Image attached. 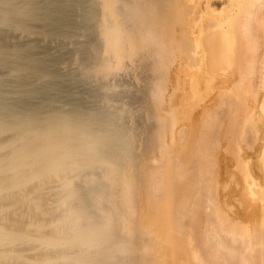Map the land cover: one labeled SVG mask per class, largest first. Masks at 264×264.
Masks as SVG:
<instances>
[{
	"label": "bare ground",
	"instance_id": "1",
	"mask_svg": "<svg viewBox=\"0 0 264 264\" xmlns=\"http://www.w3.org/2000/svg\"><path fill=\"white\" fill-rule=\"evenodd\" d=\"M200 1L0 0V264H264V0Z\"/></svg>",
	"mask_w": 264,
	"mask_h": 264
},
{
	"label": "rangeland",
	"instance_id": "2",
	"mask_svg": "<svg viewBox=\"0 0 264 264\" xmlns=\"http://www.w3.org/2000/svg\"><path fill=\"white\" fill-rule=\"evenodd\" d=\"M203 1H204V2H203ZM203 1H200V4H201L202 7H204V5H205V3H206L205 0H203ZM202 7H201V8H202ZM188 9H189V8H188ZM179 10H182L183 12L186 11L185 8H184V10H183L182 7H181ZM179 10H178L177 13H178V14H183L182 11H181V13H179V12H180ZM189 10H190V9H189ZM192 11H193V13H192ZM194 11H196V12H194ZM186 12H187V11H186ZM190 12H191V13H188L189 16L186 15L185 13H184V15H181V17L183 16V17H182V20H184V22H185L186 24L189 22V26H192V27H193V31H195V30L197 31V28H195V27H197L198 24H193V23L191 24V23H190L191 20L189 19V17H190V16H191V17L193 16L192 18L190 17V18L193 20V18L196 17V15H197V13H198V10L191 9ZM177 13H176V15H178ZM194 15H195V16H194ZM177 17H179V16H177ZM181 17H180V18H181ZM185 19H186V21H185ZM189 20H190V21H189ZM182 22H183V21H182ZM182 22H181V23H182ZM186 24H185V25H186ZM190 24H191V25H190ZM187 25H188V24H187ZM193 25H194V26H193ZM181 26H183V24H182ZM196 31H195V32H196ZM78 36H80V35H78ZM81 37H82V38H81ZM81 37H77V36H76V39L74 40L73 43H77V41L80 40V39H81V40H80L79 42L84 41V40H85V37H84V36H81ZM10 40L13 41L11 38H10ZM34 42H35V41H34ZM41 42H42L41 39H39V40H37L35 43H37L38 45H41V44H42ZM63 42H64V41H63ZM63 42H59V41H57L56 43H51V45L53 44V46H54V48H55L54 56L57 55V53H59L58 50H60L59 48L62 47ZM35 43H33V44L35 45ZM54 44H55V45H54ZM77 47H78V44H75V45L72 46V48H77ZM50 55L52 56L51 53H50ZM65 55H66L65 51H63V57H62L63 59L61 58L62 60H60V62H64V61H65V62L63 63L64 65H65L66 62H68V61H67V60H68V59H67V56H65ZM51 56H50V57H51ZM60 66H61V65H60ZM52 68H53V67H52ZM52 68H51L50 70H52ZM55 68H56V67L54 66V69H55ZM69 70H72L71 73H73V71H74L72 68H69V69H66L65 72H64V71H63V72L61 71V73H64L65 75H67V74L70 73ZM134 74H135V73H134ZM128 75H129V74H128ZM132 75H133V73H132V74L130 73V75H129L128 77H126V76H127V74H126V75H124L125 78H121L122 80H121V82H120V84H121V85H120V89L126 91L127 95H128V94L130 95V98L128 97L129 95L125 98L126 101H125V105H124V107H125L126 110H128L129 113L132 112V113H130V114L133 116V118L135 117V115L139 117V116H141V115L143 116V114H144V116L146 117V116L150 115L152 111L149 113L148 111H150L151 109L149 110V108H146V107L143 108V107H141V106H138V104L141 105V103H138V101H139L140 97L143 96V92H142V85H143V84L141 85V82L139 81V80L141 79V77H140V76H139V77L136 76V74H135L134 76H132ZM124 76H123V77H124ZM130 76H131V77H130ZM134 77H135V78H134ZM137 78H139V79H137ZM131 81H132V82H131ZM180 83H181V82H180ZM183 83H184V81H183ZM183 85H186V84L184 83ZM124 86H125V87H124ZM181 86H182V84H181ZM185 87H186V86H184V88H183V86H182V88H183L182 90H183V91H184L185 89H186V91L189 90V91H187V93H185L186 91H184V92H183V91H180L181 94H182V92H183V94H182V113H184V114H185V112L188 113V115H189V117H190V123L188 122L189 124H187V125H188V126H191V129H193L192 125L195 126V123H196V122H194V121H198V119H199V117H200V116L196 115V116L198 117V119H196L197 117H196L194 114H195L196 112H198V109H199V111H201V110H202V107H201V106H200V107L197 106V104H196V103H197V100L195 101V98H194V97H193L194 99L191 100L192 102L189 103L190 99H192V97H191V96H192V95H191V94H192V90H191L190 87H189V89H188V86H187L186 88H185ZM180 92H179V93H180ZM190 92H191V94L189 95ZM141 93H142V94H141ZM184 93H185V94H184ZM58 94H59V95H58ZM58 94L55 95L54 97H55L56 100L59 101L61 95H60V93H58ZM186 94H187V95H186ZM131 95H132V96H131ZM136 95H137V96H136ZM138 95H139V96H138ZM183 95H184V96H183ZM56 96H57V97H56ZM187 96H188V97L190 96V97L187 98ZM133 97H134V98H133ZM135 97H137L138 100H137V98H136V100H135ZM128 98H129V99H128ZM132 98H133V100H132L133 102H131V100H130V99H132ZM183 98H184V99H183ZM185 99H186V100H185ZM188 99H189V100H188ZM187 100H188V101H187ZM129 102H130V103H129ZM139 102H140V101H139ZM186 102H188V104H187ZM193 102H194V103H193ZM128 103H129V104H128ZM133 103H134L135 105H134ZM136 103H138V104H136ZM131 104H132V106H131ZM183 104H184V105H183ZM195 104H196V105H195ZM133 105H134V106H133ZM126 106H127V107H126ZM137 106H138V108H136ZM131 108H132V109H131ZM142 108H143V109H142ZM189 109H190V110H189ZM133 110H135V111H137V112L134 111V113H133ZM138 110H139V111H138ZM142 110H144V111H142ZM145 110H146L147 112H145ZM141 111H142V113H141ZM194 111H196V112H194ZM139 112H140V113H139ZM193 112H194V114H193ZM129 113H128V114H129ZM137 113H139V114L137 115ZM148 113H149V114H148ZM198 113H199V112H198ZM146 114H147V115H146ZM192 114H193V116H192ZM196 114H197V113H196ZM200 115H201V114H200ZM132 116H131V117H132ZM142 116H141V117H142ZM144 116H143V117H144ZM143 117H142V118H143ZM191 117H192V118H191ZM193 117H195V118H193ZM139 118H140V117H139ZM193 119H194V120H193ZM195 119H196V120H195ZM138 120H139V122H142V121H141L142 119H141V120H140V119H137V123L135 122V121H136V120H135V121H134V124H133V121H132L133 126H134V125H137V124H138V125L141 124V123L138 122ZM192 122H194V124H192ZM197 123H198V122H197ZM130 124H131V122H130ZM190 124H191V125H190ZM238 130L240 131V129H238ZM185 132H186V131H185ZM236 132L238 133L237 130H236ZM140 133H142V132H140ZM187 133H188V131H187L186 133H183V134H184L183 137H184L185 134H187ZM140 135L143 136V134H140ZM227 144H228V142H227ZM223 145H224V143L222 142V143H221V146H222L221 149H223ZM240 145L243 146L242 143H241ZM240 148H242V147H240ZM227 156H228V155H227ZM227 156L225 155V158H226ZM223 157H224V156H223ZM230 157H231V156H230ZM221 158H222V157H221ZM221 158L219 159V162H222V163L219 164V163L217 162V164H219V168H220V169H219V168H216V169L214 168L215 170L213 169V170H214L213 173L216 175V173L218 172L220 178H221L223 181H225V178H226V177H225V173H224V171H225V172H228V171H227L228 169L231 170V164L228 165V167L226 168L227 170H222L221 168L224 169V167H223V165H222V164H223V161L226 160V162H228V160H230V159H228V157H227V159H225V158H222V159H221ZM231 159H232V158H231ZM221 160H223V161H221ZM217 164H216V167H217ZM220 165H221L222 167H221ZM216 170H217V172L215 173ZM219 170H220V172H219ZM221 170H222V171H221ZM230 170H229V171H230ZM221 172H222V174H221ZM215 175H212V176H215ZM221 175H224V177L222 178ZM212 178H213V177H212ZM214 178H215V177H214ZM223 181H222V182H223ZM229 181H230V180H229ZM227 182H228V180H227ZM224 184H226V182H225ZM230 189H231V188H230ZM230 189H228V190H230ZM232 189L234 190V188H232ZM238 189H239V187L237 188V193H235V192H236L235 190H234V191H233V190H230L232 193H228V192H226V194L228 193L227 195H225V193H224L223 196H222L223 193H220V195H219V197L221 198V201H224V202H223V203H224V207H226V205H227L226 208H228V210H229L230 207H231V210H232L231 215L233 214V210L235 209V207H236V205H237L236 202L240 201V200H237V197H239V194H240V189H239V190H238ZM228 190H225V191H228ZM233 194H235V195H233ZM236 194H237V196H236ZM232 195H233V196H236V200H237V201H235V204H233V202L231 201V202H232V205H235V207L232 206V205L230 204V202H229L230 205L228 204V201H230L231 198H233ZM221 196H222V197H221ZM228 196H231V197H229L230 199H228ZM223 197H224V198H223ZM217 198H218V196H217ZM217 198H216V199H217ZM220 198L217 199V200H220ZM222 198H223V199H222ZM226 198H227V199H226ZM233 199L235 200V197H234ZM233 199H232V200H233ZM238 199H239V198H238ZM226 200H227V201H226ZM225 201H226V203H225ZM223 203H222V205H223ZM238 203H239V202H238ZM225 204H226V205H225ZM228 205H229L230 207H228ZM235 211H236V210H235ZM235 211H234V212H235ZM229 212H230V211H228V214H229ZM234 214H235V213H234ZM198 224H199V223H198Z\"/></svg>",
	"mask_w": 264,
	"mask_h": 264
}]
</instances>
